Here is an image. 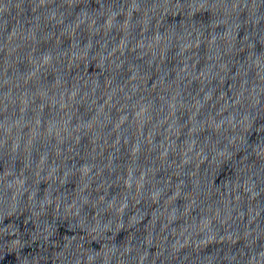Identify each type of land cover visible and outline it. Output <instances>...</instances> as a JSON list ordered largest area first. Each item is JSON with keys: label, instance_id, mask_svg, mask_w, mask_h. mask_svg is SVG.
I'll list each match as a JSON object with an SVG mask.
<instances>
[{"label": "water", "instance_id": "1", "mask_svg": "<svg viewBox=\"0 0 264 264\" xmlns=\"http://www.w3.org/2000/svg\"><path fill=\"white\" fill-rule=\"evenodd\" d=\"M0 264H264V0H0Z\"/></svg>", "mask_w": 264, "mask_h": 264}]
</instances>
